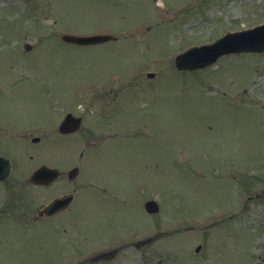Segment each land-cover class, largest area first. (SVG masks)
Instances as JSON below:
<instances>
[{
    "label": "rangeland",
    "instance_id": "obj_1",
    "mask_svg": "<svg viewBox=\"0 0 264 264\" xmlns=\"http://www.w3.org/2000/svg\"><path fill=\"white\" fill-rule=\"evenodd\" d=\"M262 22L264 0H0V115L31 121L33 137L83 118L59 145L66 169L81 166L83 202L64 247L44 240L46 261L90 264L119 248L105 264H264V53L174 65L193 44ZM98 33L117 40L61 41Z\"/></svg>",
    "mask_w": 264,
    "mask_h": 264
},
{
    "label": "flooded vegetation",
    "instance_id": "obj_2",
    "mask_svg": "<svg viewBox=\"0 0 264 264\" xmlns=\"http://www.w3.org/2000/svg\"><path fill=\"white\" fill-rule=\"evenodd\" d=\"M5 118L0 115V158L4 160L0 173L7 175L0 179V264L18 258L50 264L46 261L49 252L44 240L51 238L52 232L57 239L67 232L66 222L72 223V215L74 219L79 217L83 198L81 174L71 176V170L66 169V158L59 147L65 136L58 130L53 135L47 131L33 137L27 127L31 122L10 126ZM7 166L10 170H5ZM42 167L55 170L51 173L55 176L43 183L35 182L33 175ZM69 196L71 200L64 208L45 214V208L52 202ZM31 239L43 242L25 244L31 251L19 257L7 253L12 242L26 243Z\"/></svg>",
    "mask_w": 264,
    "mask_h": 264
},
{
    "label": "water",
    "instance_id": "obj_3",
    "mask_svg": "<svg viewBox=\"0 0 264 264\" xmlns=\"http://www.w3.org/2000/svg\"><path fill=\"white\" fill-rule=\"evenodd\" d=\"M113 39L110 36L75 37L65 36L67 42L79 45H91L106 42ZM264 51V25L239 33H231L217 41L213 45L201 48H194L187 53L180 55L176 59V66L180 70H194L208 67L215 63L223 55L243 52H263ZM81 119H75L71 115L67 116L61 126V131L68 133L79 129ZM148 212L156 213L159 208L154 202L146 205Z\"/></svg>",
    "mask_w": 264,
    "mask_h": 264
}]
</instances>
